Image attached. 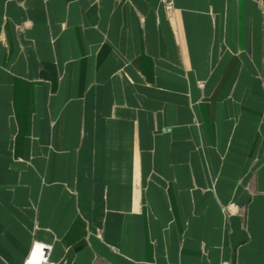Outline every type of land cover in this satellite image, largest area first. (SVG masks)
<instances>
[{"label":"crops","instance_id":"1","mask_svg":"<svg viewBox=\"0 0 264 264\" xmlns=\"http://www.w3.org/2000/svg\"><path fill=\"white\" fill-rule=\"evenodd\" d=\"M171 1L0 0V264H264V0Z\"/></svg>","mask_w":264,"mask_h":264},{"label":"built area","instance_id":"2","mask_svg":"<svg viewBox=\"0 0 264 264\" xmlns=\"http://www.w3.org/2000/svg\"><path fill=\"white\" fill-rule=\"evenodd\" d=\"M164 1H167L169 7L172 6L171 0ZM200 85L203 86L204 82L201 81ZM24 264H50L48 261V248L45 245H40L38 241H34Z\"/></svg>","mask_w":264,"mask_h":264},{"label":"rangeland","instance_id":"3","mask_svg":"<svg viewBox=\"0 0 264 264\" xmlns=\"http://www.w3.org/2000/svg\"><path fill=\"white\" fill-rule=\"evenodd\" d=\"M163 2H165V1L163 0ZM165 3H166V5H167V7H169L167 1H166ZM23 25H24V24H23ZM200 86H201V85H200ZM38 242H39L40 245H45V246L48 248V253H49L50 245H51V244H50V243H47V242H45V241H39V240H38ZM48 261H49V260H48ZM49 263H50V264H54V263H52V262H50V261H49Z\"/></svg>","mask_w":264,"mask_h":264}]
</instances>
